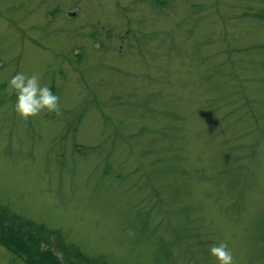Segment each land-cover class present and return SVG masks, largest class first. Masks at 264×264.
<instances>
[{
  "label": "rangeland",
  "instance_id": "1",
  "mask_svg": "<svg viewBox=\"0 0 264 264\" xmlns=\"http://www.w3.org/2000/svg\"><path fill=\"white\" fill-rule=\"evenodd\" d=\"M75 1L0 0V205L109 264H218L210 240L264 264V0H173L147 62L120 40L145 0H78L71 22ZM18 72L61 115L18 116ZM56 235L58 263L81 264ZM2 244L0 264H25Z\"/></svg>",
  "mask_w": 264,
  "mask_h": 264
},
{
  "label": "trees",
  "instance_id": "2",
  "mask_svg": "<svg viewBox=\"0 0 264 264\" xmlns=\"http://www.w3.org/2000/svg\"><path fill=\"white\" fill-rule=\"evenodd\" d=\"M145 1H146V10L142 13L136 14L137 17L135 19L130 20V23H128L126 29L123 32L124 34H122V37L120 36V40H125L126 39L125 37L130 32L129 35L133 36L135 39L131 44H136V48L138 49V51L139 52L142 51L141 55L143 60L147 62L145 60L146 58L143 51H147L148 55H150L151 57L153 56L156 57L160 55L159 50L162 49L161 45L163 43V36L158 34L159 33L163 34L164 30H162V28H160L159 26H154L155 22L161 16L172 15L175 12V10H178V7L174 6L173 0H145ZM131 2L135 3V0L133 1L131 0ZM75 4L73 5L77 6L76 9H78V11L76 15L72 17L75 20L71 22H78V20L82 21V19H79V16H80V9L83 7L82 6L83 2H78V0H76ZM132 6L134 7L133 4ZM61 11L63 13V17H66L64 13L65 9H61ZM133 22L137 25L136 28H130ZM81 24L84 23L81 22ZM86 27L88 26H84L81 29L77 28V33H83L84 31H86ZM97 29L98 28L96 26V31ZM89 30H91V28H89ZM168 34H169V39H171L172 45H174V40L177 36V32L172 30ZM123 35L125 36L123 37ZM167 46L172 47L170 43ZM238 108L239 107H237L236 109ZM216 113L217 110L204 112L203 114L200 115L202 117V125L204 131L208 127L210 130H213L215 127H218V125L220 124V119H219V115L215 116ZM242 121L243 120H239L238 122L241 123ZM199 134L200 132L197 133V135ZM243 136H244L243 134L241 135L235 134L233 135L232 139L233 138L238 139L240 141L239 146L245 149L248 146L246 143L242 142L241 138ZM253 144H255V146H258V141H254ZM263 144H261V146ZM163 145H164L163 150H166L168 148L170 149V147L172 146L171 143L169 144L165 143ZM159 162L161 164L167 163V161L162 163L160 161V158H159ZM167 168L170 167L168 166ZM171 172L173 171L171 170ZM27 218L28 217L19 215L14 211L12 212V210L7 206L0 205V242L6 244L7 246L6 248L8 249V251L13 256L21 258L23 260V263L25 264H59L58 262L60 261L58 260L57 256H55L52 253L51 250V248L54 247V243L52 242L50 237L56 234L51 233V231L47 230L46 228H42L41 225H39L38 222H36L35 220L32 221ZM43 232L45 234H43ZM55 238L57 242L56 247H58L59 250L63 252L65 254V257H67L68 259L71 258L70 256L72 254L73 258L77 262H80L81 264H109V262L103 257L100 258L89 257L88 255L83 254L76 245L71 243L69 245L63 244L57 235ZM204 238H207V236L205 235L203 239L199 240L200 248L204 247L205 244ZM210 241L211 244H217V242L215 241L212 240Z\"/></svg>",
  "mask_w": 264,
  "mask_h": 264
},
{
  "label": "clouds",
  "instance_id": "3",
  "mask_svg": "<svg viewBox=\"0 0 264 264\" xmlns=\"http://www.w3.org/2000/svg\"><path fill=\"white\" fill-rule=\"evenodd\" d=\"M41 80L42 74L39 72L30 76L18 72L8 81L7 93L9 96L15 94V111L25 120L44 111L61 115L59 96L55 95L47 84H42ZM210 254L216 258L218 264H235L233 253L226 241L212 245Z\"/></svg>",
  "mask_w": 264,
  "mask_h": 264
}]
</instances>
